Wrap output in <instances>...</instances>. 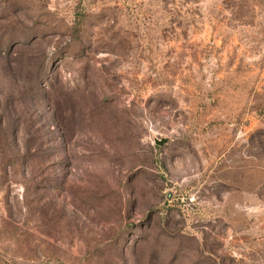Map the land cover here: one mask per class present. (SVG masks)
<instances>
[{
  "label": "rangeland",
  "instance_id": "rangeland-1",
  "mask_svg": "<svg viewBox=\"0 0 264 264\" xmlns=\"http://www.w3.org/2000/svg\"><path fill=\"white\" fill-rule=\"evenodd\" d=\"M0 264H264V0H0Z\"/></svg>",
  "mask_w": 264,
  "mask_h": 264
}]
</instances>
